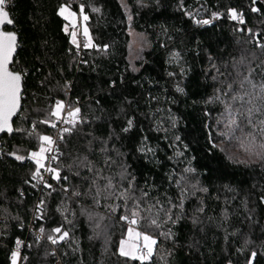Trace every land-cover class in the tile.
Returning a JSON list of instances; mask_svg holds the SVG:
<instances>
[{
    "label": "trees",
    "instance_id": "1",
    "mask_svg": "<svg viewBox=\"0 0 264 264\" xmlns=\"http://www.w3.org/2000/svg\"><path fill=\"white\" fill-rule=\"evenodd\" d=\"M65 4L89 17L99 49L84 48L86 38L79 56L59 15ZM230 9L246 23L231 20ZM7 11L19 36L11 70L24 73V92L14 133L1 140L0 264H12L17 239L24 264H247L252 251L254 264H264V160L240 147L251 132L254 151H264V136L242 125L240 139L222 138L218 123L225 103L238 122L247 107L261 109L252 116L257 124L264 119V54L254 43L264 37V0H10ZM67 99L83 118L64 134L53 163L61 179L51 174L48 188L43 168L33 179L38 166L30 157L55 132V103ZM129 181L124 207L118 197ZM134 199L142 219L129 225L120 217L132 218ZM129 226L157 239L149 261L119 255ZM58 227L69 237L52 244L47 237Z\"/></svg>",
    "mask_w": 264,
    "mask_h": 264
},
{
    "label": "snow or ice",
    "instance_id": "2",
    "mask_svg": "<svg viewBox=\"0 0 264 264\" xmlns=\"http://www.w3.org/2000/svg\"><path fill=\"white\" fill-rule=\"evenodd\" d=\"M10 0H0V133H12L13 127H12V117L16 115L17 111L20 108L21 103V93H22V80H23V72H17L10 70L9 65L13 63V56L17 49V35L15 32L12 31H4L3 28L5 25H11L14 23L13 19L10 18L9 12L6 10L8 3ZM252 3L255 4L256 0H252ZM85 6L81 4L79 6V11L81 14L84 13ZM71 5L65 4L62 5L59 8V15L64 17V19L72 18L73 22H75V19L77 17V13L70 10ZM93 11H100L98 8H94ZM251 11L253 12H260L261 9L258 7H252ZM218 13H212L213 19L218 18ZM229 17L233 21H238L240 24H245L246 21L243 18V13L238 12L236 9H230L229 10ZM89 17L87 15H83V20L87 21ZM131 19V17H129ZM198 24H210L211 20H198L196 21ZM239 31H247L250 37H257L259 36L258 33H254L252 29H238ZM65 32L68 31L67 26L64 29ZM83 35L87 38V41L84 43V48L94 47L99 49L100 46L93 44L91 38L89 37V31L87 26L83 29ZM72 37V43L76 46L77 49L80 48V44L77 41V34L75 31L71 33ZM264 37L254 39L255 46L260 49L261 54H264ZM135 42V41H134ZM107 46H104V50L106 51ZM253 56H255V53H253ZM251 73H249V76ZM247 80V77H246ZM248 83H251V80H248ZM243 85H241L242 87ZM253 88L256 87V85H252ZM66 87H70V85H67ZM229 89H231V85L227 86ZM260 92L261 97L260 99L264 100V84L260 85ZM225 95H228L227 92H225ZM215 100L220 101L221 97L216 96L214 97ZM231 99L233 101L237 100H243L244 97L233 95L231 96ZM223 103V101H221ZM249 104H251V100L248 101ZM68 108L67 105H65L64 101H57L54 106V110L51 112V115L53 117H56L57 120H63L64 123L68 124H75L76 118L78 117L80 113V108H74L70 111H67V116L71 119H64L62 116V113ZM261 109L254 108V107H247L244 111H241L238 113L240 117L243 119L238 122L237 120V114L233 112V109L231 105L225 103L224 105V115L225 119L222 121H218V123L226 129V131L221 132L220 135L222 138L227 137L228 139H240L239 136L236 135L237 131L242 132L243 126L255 128L258 129L260 134L264 136V119L259 120V123L257 124L256 121L252 119L254 112H259ZM42 123L48 124L50 123L49 120H44ZM51 126L53 128L56 127L55 123H52ZM129 128L132 126V121H128ZM35 127V125H33ZM71 128H64L62 130V133H71ZM124 131H128V128H125ZM249 136H252V141H249L248 143H245L244 141L240 142V147L247 153L256 155L261 160H264V151H254L256 148V145L254 143L255 136L249 132ZM42 141L47 143L48 145L55 144V141L49 137V136H43L40 138ZM60 139H63V134L61 135ZM179 139V137H177ZM215 147V145H213ZM259 149L264 150V143H261L259 145ZM52 148H44L41 147L39 152H33L31 154V159L35 160L36 164L38 165L37 171L35 175L33 176V179L36 178V176H40V169L43 168L47 172L52 174V178L59 181L61 179L60 171L57 168L54 167H46L43 161L47 160L49 157L45 156L46 152H51ZM11 155L15 156L16 160H24V156L16 155L15 153H12ZM51 159L55 160L56 157H51ZM188 171H192V169H189ZM42 179V177H41ZM64 180H67V176L63 177ZM107 183L105 185L106 190H114L115 186L112 184L111 178H104ZM121 179H124V177H121ZM134 179V178H133ZM93 185H95L96 181H92ZM45 186L48 188H51V184L45 183ZM131 181H129V186L127 189L122 191L119 195V199L123 200L124 207H127V200L129 199L128 193L131 191ZM97 196L99 195V189H96ZM76 195H80V193H75ZM142 196L146 197L147 193H142ZM262 200H264V197H262ZM94 203H99V200L95 197L93 198ZM139 200L134 199L133 200V209H130L131 219H129L128 215H122L120 217L121 220L125 221L129 225H137L139 220L142 219L141 212L139 208ZM43 206V201L39 205H37V208L40 209ZM123 210V208L121 209ZM147 211V209H146ZM169 218H171L169 216ZM152 225H156L157 221L155 219H152L150 221ZM40 233H44V229L40 228ZM56 235H49L47 239L51 241L52 244H56L59 241H63L69 237V232L64 231L62 228H55L53 230ZM162 235H165L162 233ZM170 236V234H167ZM127 240H121L120 246H119V255L122 257H125L127 259L132 260H139L141 262L149 260L154 252L155 246L158 244L157 239L153 238L150 235H147L145 233H142L140 231H137L135 228L129 226L127 229ZM40 237H38L39 239ZM22 246V241L19 239L16 240V250L11 253V262L12 264H18L20 257V248ZM257 252L252 251L250 253V256L248 257L247 264H254V261L256 260Z\"/></svg>",
    "mask_w": 264,
    "mask_h": 264
},
{
    "label": "built area",
    "instance_id": "3",
    "mask_svg": "<svg viewBox=\"0 0 264 264\" xmlns=\"http://www.w3.org/2000/svg\"><path fill=\"white\" fill-rule=\"evenodd\" d=\"M77 25L75 26V30L76 32L78 33V37H79V44L82 43L86 37L83 35V29H84V21H83V16L80 14L77 15ZM82 47H80L77 51L79 56L81 57L82 56V51H81ZM70 94V93H69ZM65 105L68 106V108L62 113V116L64 119H71L70 117L67 116V111H70L71 109H73L71 106H70V103H69V100L67 99L65 101ZM82 114L81 112L79 113L78 117L76 118V123H79L81 120H82ZM70 125H73V124H68V123H64L63 120H59L56 122V127H55V132L52 136H50L54 141H55V144L53 145H50V147L52 148V151L51 152H47L46 153V157H49L47 160H45V166L46 167H53V163L55 162V160L51 159V157H56L57 156V153H58V149L62 143V140L60 139L61 135L63 134V137H64V134L65 133H62V130L64 128H69ZM42 179H41V183L42 184H45L47 183L50 178H51V173L47 172L45 169H43V173L41 175ZM41 199H39V201H37V204H36V208H37V205H39L41 203ZM42 208L38 209L37 208V212L35 213L34 217H33V220H32V223L30 225V231H32L34 229V224L36 223L37 219H38V215H39V212L41 211ZM35 237L38 239V237H40L38 240L39 241H44V236L43 234L40 233L39 230H36L35 231ZM22 241V246L20 248V257L21 259L19 260L18 264H24L26 262V257L24 255V241L23 240H20ZM16 250V244H15V247L14 249L12 250L15 251Z\"/></svg>",
    "mask_w": 264,
    "mask_h": 264
},
{
    "label": "water",
    "instance_id": "4",
    "mask_svg": "<svg viewBox=\"0 0 264 264\" xmlns=\"http://www.w3.org/2000/svg\"><path fill=\"white\" fill-rule=\"evenodd\" d=\"M6 10H7V8H6ZM10 18H11V16H10ZM12 28H13V24H11V25H5L4 28H3V30H4V31H8L7 29H11L10 31L14 32V31L12 30ZM15 33H16V32H15ZM16 35H17V49H16V52L14 53V56H13V63H14V59H15V57H16V55H17V52H18V44H19V36H18L17 33H16ZM13 63L9 65L10 70H11V67H12ZM23 92H24V89H23V80H22V93H21V97L23 96ZM21 110H22V98H21V103H20V108H19V110L17 111L16 115H14V116L12 117V121H11V123H12V127H13V123H14V121H15V120L17 119V117L19 116ZM13 129H14V128H13ZM13 133H14V130H13L12 133H0V155H1V148H2V144H1V140H2V138H3L4 136H6V135H12Z\"/></svg>",
    "mask_w": 264,
    "mask_h": 264
},
{
    "label": "rangeland",
    "instance_id": "5",
    "mask_svg": "<svg viewBox=\"0 0 264 264\" xmlns=\"http://www.w3.org/2000/svg\"><path fill=\"white\" fill-rule=\"evenodd\" d=\"M72 11V10H71ZM64 18V17H63ZM66 20V19H65ZM67 21V28H68V31H69V33H72L73 31H75L76 32V30L74 29L75 28V26L77 25V21H78V19H77V17H76V19H75V22H73V20H72V18H69V19H67L66 20ZM84 21V20H83ZM86 26V21H84V27ZM76 34H77V41H78V33L76 32ZM72 39V38H71ZM41 147H44V148H49L50 147V145H48L47 143H45L44 141H43V145L41 146ZM40 151V150H39ZM38 151V152H39ZM47 153V152H46ZM46 153H45V155H46ZM35 161V160H34ZM36 163V162H35ZM43 163H45V161H43ZM38 166V165H37ZM42 169V168H41ZM137 230V229H136ZM138 231V230H137ZM128 239V237H126V239L125 240H127ZM151 259V258H150ZM149 259V260H150ZM149 260H147V261H149ZM147 261H144V262H147Z\"/></svg>",
    "mask_w": 264,
    "mask_h": 264
}]
</instances>
